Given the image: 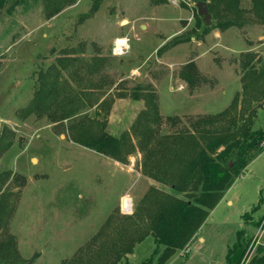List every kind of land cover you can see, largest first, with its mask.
<instances>
[{"label": "rangeland", "instance_id": "obj_1", "mask_svg": "<svg viewBox=\"0 0 264 264\" xmlns=\"http://www.w3.org/2000/svg\"><path fill=\"white\" fill-rule=\"evenodd\" d=\"M96 2L94 12L89 11L92 0H75L47 18L43 0H19L10 12L8 0L0 14V135H8V129L13 134L11 145L0 153V171L11 173L6 185L13 206L8 232L16 240L19 255L30 264L68 260L88 245L110 214L132 215L151 187L182 199L194 191L174 190L147 176L137 147L121 162L72 140L67 130L71 120L55 124L45 116L21 117L38 70L70 46H81L84 60L92 62L91 43L99 46L95 56L101 62L90 79L100 83L92 92L105 106L95 117L104 130L117 135L129 129L145 106L141 98L129 96L138 83L151 86L162 118L159 131L168 133L177 127L190 128L191 121L230 104L234 94L241 92L242 54H256L260 58L256 66L264 63V17L254 13L252 0H241L243 16L222 27L216 24L227 18L213 17L208 10L209 24L214 26L204 33L193 0ZM120 35L129 38V48L117 56L111 46ZM188 58L203 77L202 84L193 89L177 75L179 65ZM250 87L251 104L241 107L240 100L228 112L236 115L238 130L244 127L242 122L247 124L249 109L256 104L249 128L264 127L263 95L256 94L264 87V75ZM93 108L83 112L94 115ZM173 115L180 118L179 123L166 121V116ZM232 157L226 159L233 168L232 184L212 206H200L206 213L203 222L163 264H226L227 249L238 230L243 233L240 244L245 251L237 264H264L256 261L264 253V149L238 161ZM125 197L132 202L126 213L121 209ZM153 247V237L146 234L115 264L144 260L154 264L158 254L150 258Z\"/></svg>", "mask_w": 264, "mask_h": 264}, {"label": "trees", "instance_id": "obj_2", "mask_svg": "<svg viewBox=\"0 0 264 264\" xmlns=\"http://www.w3.org/2000/svg\"><path fill=\"white\" fill-rule=\"evenodd\" d=\"M7 1L0 0V14ZM74 1L43 0L46 17H52ZM153 1L165 3L167 0ZM193 1L196 3L203 0ZM204 1L211 16L227 18L224 23L218 22V27L234 19L237 22V19L243 16L241 0ZM18 2L19 0H11L7 11L10 12ZM97 6L98 2L92 0L89 11L94 12ZM252 10L263 19L264 0H252ZM213 26L212 23L204 24L203 33ZM91 44L93 53L98 55L99 46L94 42ZM81 50L79 45L63 49L54 62L38 70L35 89L25 107L20 110V116H45L55 124L62 120H71L67 130L72 140L121 162L137 147L142 152L141 166L147 176L169 185L174 190L194 191L188 194V199H182L151 187L138 201L132 215L123 218L110 214L100 229L93 234L88 245L61 264H115L132 250L134 244L143 240L146 234H150L154 240L150 258L158 254L154 264H163L175 250L189 241L192 233L203 222L206 213L200 206H212L218 201L221 191L232 184L233 168L227 166L226 159L233 156V160L238 161L246 155L264 149V127L249 128L251 120L256 117L257 104L249 109L248 119L246 118L248 122H242L244 127L240 130L234 126L236 115L228 114L230 109L237 108L240 100L243 101L241 107L251 104L247 93L251 92V83L264 75V63L262 66L259 64L261 67L256 66L260 62V58L255 57L256 54H242L239 58L241 92L234 94L230 104L220 112L206 114L191 121L190 128L177 127L168 133L159 131L162 118L151 86L138 83L129 96L133 99L141 98L145 106L128 130L115 135L104 130L103 123L95 117L98 110L104 108L105 103L103 99L100 100L99 95L92 92V88H99L100 83L93 82L90 75L95 72L94 67L101 59L94 55L92 62H86ZM82 68L86 71L85 75ZM177 75L189 89L202 84L203 77L192 58L179 65ZM256 94L263 95L261 102L264 103V87L258 88ZM90 107H94V115L88 116L83 111ZM165 118L170 124L180 122V118L174 115ZM3 132L6 133L7 129ZM12 136L9 129L8 135H0V153L11 145ZM10 175L9 171H0V264H30V260H25L19 255L16 240L8 232L7 221L13 210L10 202L11 192L6 189ZM237 233V239L227 249L226 264H237L244 255L245 249L240 244L243 233L241 230ZM256 261L263 262L264 253ZM146 262L144 260L141 264H147Z\"/></svg>", "mask_w": 264, "mask_h": 264}, {"label": "built area", "instance_id": "obj_3", "mask_svg": "<svg viewBox=\"0 0 264 264\" xmlns=\"http://www.w3.org/2000/svg\"><path fill=\"white\" fill-rule=\"evenodd\" d=\"M129 48V38L124 35H120L119 37H115L111 46V52L114 55L121 56V54L125 53V51ZM121 209L123 212H129L132 207V202L129 198H124L122 200Z\"/></svg>", "mask_w": 264, "mask_h": 264}, {"label": "water", "instance_id": "obj_4", "mask_svg": "<svg viewBox=\"0 0 264 264\" xmlns=\"http://www.w3.org/2000/svg\"><path fill=\"white\" fill-rule=\"evenodd\" d=\"M196 6V13L198 16H201L202 21L204 24H209L211 21L210 13L208 12L207 3L203 1H197L195 3ZM194 44L192 43L191 49H193Z\"/></svg>", "mask_w": 264, "mask_h": 264}, {"label": "bare ground", "instance_id": "obj_5", "mask_svg": "<svg viewBox=\"0 0 264 264\" xmlns=\"http://www.w3.org/2000/svg\"><path fill=\"white\" fill-rule=\"evenodd\" d=\"M126 22V20H123V23H125Z\"/></svg>", "mask_w": 264, "mask_h": 264}, {"label": "crops", "instance_id": "obj_6", "mask_svg": "<svg viewBox=\"0 0 264 264\" xmlns=\"http://www.w3.org/2000/svg\"><path fill=\"white\" fill-rule=\"evenodd\" d=\"M113 43V42H112ZM213 114V113H212Z\"/></svg>", "mask_w": 264, "mask_h": 264}]
</instances>
